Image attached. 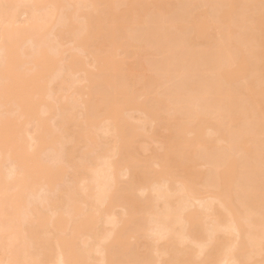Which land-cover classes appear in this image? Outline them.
I'll use <instances>...</instances> for the list:
<instances>
[{
    "label": "bare ground",
    "instance_id": "6f19581e",
    "mask_svg": "<svg viewBox=\"0 0 264 264\" xmlns=\"http://www.w3.org/2000/svg\"><path fill=\"white\" fill-rule=\"evenodd\" d=\"M0 264H264V0H0Z\"/></svg>",
    "mask_w": 264,
    "mask_h": 264
},
{
    "label": "rangeland",
    "instance_id": "374dc122",
    "mask_svg": "<svg viewBox=\"0 0 264 264\" xmlns=\"http://www.w3.org/2000/svg\"><path fill=\"white\" fill-rule=\"evenodd\" d=\"M24 14V13H23ZM25 15V14H24ZM22 15H20V17H21ZM22 17H24V16H22Z\"/></svg>",
    "mask_w": 264,
    "mask_h": 264
}]
</instances>
